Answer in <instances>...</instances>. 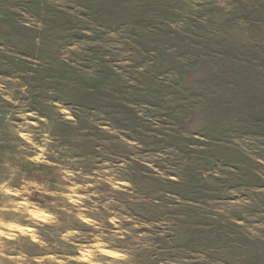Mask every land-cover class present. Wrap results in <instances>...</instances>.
Listing matches in <instances>:
<instances>
[{"label":"rangeland","instance_id":"rangeland-1","mask_svg":"<svg viewBox=\"0 0 264 264\" xmlns=\"http://www.w3.org/2000/svg\"><path fill=\"white\" fill-rule=\"evenodd\" d=\"M0 264H264V0H0Z\"/></svg>","mask_w":264,"mask_h":264},{"label":"bare ground","instance_id":"bare-ground-1","mask_svg":"<svg viewBox=\"0 0 264 264\" xmlns=\"http://www.w3.org/2000/svg\"><path fill=\"white\" fill-rule=\"evenodd\" d=\"M42 216H45L44 214Z\"/></svg>","mask_w":264,"mask_h":264}]
</instances>
